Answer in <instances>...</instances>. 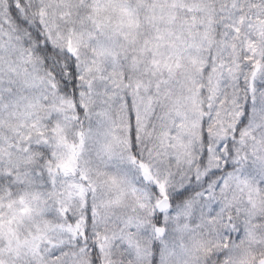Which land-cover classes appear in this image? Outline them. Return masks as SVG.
Here are the masks:
<instances>
[{
  "label": "snow or ice",
  "instance_id": "snow-or-ice-1",
  "mask_svg": "<svg viewBox=\"0 0 264 264\" xmlns=\"http://www.w3.org/2000/svg\"><path fill=\"white\" fill-rule=\"evenodd\" d=\"M0 264H264V0H0Z\"/></svg>",
  "mask_w": 264,
  "mask_h": 264
}]
</instances>
